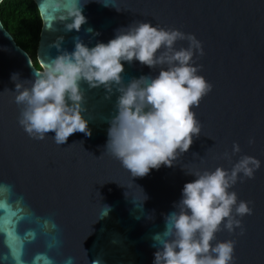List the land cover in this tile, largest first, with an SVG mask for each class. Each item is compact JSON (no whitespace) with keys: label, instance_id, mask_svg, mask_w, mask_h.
Wrapping results in <instances>:
<instances>
[{"label":"water","instance_id":"obj_1","mask_svg":"<svg viewBox=\"0 0 264 264\" xmlns=\"http://www.w3.org/2000/svg\"><path fill=\"white\" fill-rule=\"evenodd\" d=\"M33 2L42 23L40 69L0 21V264H15L21 240L24 264H152V237L164 231V217L193 179L185 172L230 169L243 154L261 164L252 179H238L231 190L238 200L251 201L252 214L241 218L243 235L221 224L215 238L235 240V264H264V0H78L86 17L79 31H66L68 21L60 20L73 0ZM137 20L191 33L201 42L203 55L194 52L193 59L212 87L192 108L200 134L189 148L171 166L130 177L104 150L116 88L107 93L83 81L81 115L90 135L77 131L60 145L51 131L43 139L29 137L17 123L11 74L27 87L57 54L58 38L62 50L71 51L76 38L91 47ZM122 63L125 84L157 71L135 60ZM233 142L240 149L234 155Z\"/></svg>","mask_w":264,"mask_h":264},{"label":"clouds","instance_id":"obj_2","mask_svg":"<svg viewBox=\"0 0 264 264\" xmlns=\"http://www.w3.org/2000/svg\"><path fill=\"white\" fill-rule=\"evenodd\" d=\"M60 20L68 21L63 24L66 31H79L86 17L78 0ZM61 39L54 42L57 54L32 75L27 87L18 74L10 76L13 101L20 107L17 123L29 137L43 139L51 131L53 142L60 145L74 132L90 135L81 115V81L89 88L102 86L107 93L116 88L115 115L109 121L104 150L130 177L171 166L200 134L192 108L212 86L198 74L200 66L193 57L194 52L203 55V49L193 34L137 20L91 47L76 38L71 51L62 50ZM178 40H186L187 46L176 47ZM133 60L155 68L156 74L123 83L122 62ZM239 150L233 142L232 154ZM260 164L259 159L243 154L230 169L186 171L193 179L183 184L174 210L164 217V231L152 237V264H235V240H216L215 233L222 224L229 233L238 230L243 235L241 218L252 214L251 201L238 200L231 189L238 179H252ZM107 211L103 206L101 216Z\"/></svg>","mask_w":264,"mask_h":264},{"label":"trees","instance_id":"obj_3","mask_svg":"<svg viewBox=\"0 0 264 264\" xmlns=\"http://www.w3.org/2000/svg\"><path fill=\"white\" fill-rule=\"evenodd\" d=\"M0 21L16 44L29 54L33 65L40 69L36 49L42 23L33 0H2Z\"/></svg>","mask_w":264,"mask_h":264},{"label":"snow or ice","instance_id":"obj_4","mask_svg":"<svg viewBox=\"0 0 264 264\" xmlns=\"http://www.w3.org/2000/svg\"><path fill=\"white\" fill-rule=\"evenodd\" d=\"M198 106V104L196 105ZM23 244H24V241L21 240V256L20 257H14V261H15V264H24L23 260H22V250H23ZM52 264H54V262H52Z\"/></svg>","mask_w":264,"mask_h":264}]
</instances>
